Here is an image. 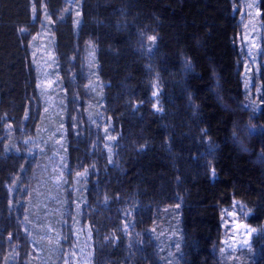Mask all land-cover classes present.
<instances>
[{
	"label": "rangeland",
	"instance_id": "374dc122",
	"mask_svg": "<svg viewBox=\"0 0 264 264\" xmlns=\"http://www.w3.org/2000/svg\"><path fill=\"white\" fill-rule=\"evenodd\" d=\"M260 1L238 0L233 9L238 21L234 39L239 51L236 71L253 102L264 78V15ZM26 10L27 14L12 16L11 21L0 14L2 26L15 24L14 42L20 52L17 58L23 63L24 74L30 77L28 89L22 87L20 110L15 104L2 107L0 101V158L14 171L5 182V193L0 189V196L9 206L8 210L0 208V264L154 263L155 255L148 251V243L154 242L161 255L163 248L158 247L163 243L158 237L166 229L160 225L147 230L143 227L147 215L160 213L161 204L156 202V211L149 210L142 193L118 190L110 181H116L124 165L135 161V156L150 145L144 137L134 139L121 132H140L145 125L143 118L151 113L163 117L173 106L166 81L154 62L142 72L143 87L136 83L135 75L128 74L131 78L127 85L121 86L129 102L121 108L115 102L117 94L106 90V76L99 61L104 46L89 35V23L97 21L89 15V0H26ZM140 41L145 52L152 49V39ZM6 75L0 68V96L5 87L6 97H10L13 83L6 80ZM172 113L167 114L169 119ZM159 122L168 145L163 149L162 161L169 159L170 170L185 171L177 165L181 155L174 153L175 144L185 145L194 157L189 160L186 154L181 166L186 162L189 171L195 166L201 176L203 171L214 175V145L204 129L190 130L184 138L186 143L178 139L179 130L170 121ZM72 147L73 156L68 157L66 152ZM108 169L112 173L102 176ZM164 183L159 182V194ZM166 183L174 191L158 201L163 200L164 209L180 213L177 208L189 201L191 189L178 178ZM256 194L258 197L234 198L223 208L222 238L213 249L219 264H245L251 257L263 255L264 196ZM193 237L186 232L187 241ZM177 242L168 254L174 256V262L180 260V252L183 254L180 238Z\"/></svg>",
	"mask_w": 264,
	"mask_h": 264
},
{
	"label": "trees",
	"instance_id": "16d2710c",
	"mask_svg": "<svg viewBox=\"0 0 264 264\" xmlns=\"http://www.w3.org/2000/svg\"><path fill=\"white\" fill-rule=\"evenodd\" d=\"M237 1L89 0V15L97 20L89 23V35L100 40L104 46L99 61L106 76L107 92L117 94L116 104L121 108L128 105V93L122 89L131 78L128 74L135 75L136 83L138 81L143 87L142 72L153 62L168 85L173 103L166 112H173L170 119L167 114L160 117L151 113L150 117L143 118L144 127L140 122V132L136 129H124L121 132L134 139L144 137L150 141V145L135 159L129 156L128 159L135 161L127 162L122 173L116 176V181H110L116 184L118 190H137L142 193L141 198L150 204L149 210L155 209L156 202L161 204L160 213L147 215L143 228L147 230L150 226L160 225L166 229L158 237L164 246L158 248H163V253L158 255L154 242L150 241L148 244L151 249L148 248V251L152 250L155 255L154 263L147 261L146 264H219L213 249L222 238L220 219L223 208L234 198L258 197L256 193H259V197L264 196V176L261 175L264 173V78L260 83L257 101L253 102L243 89L236 71L239 51L234 39L238 21L233 9ZM260 8L264 15V0L260 1ZM0 14L6 21L12 16L16 18L27 14L26 0H0ZM1 23L0 68L7 72L6 80L11 79L13 88L10 97H6L7 89L2 88L0 101L2 107L15 104L16 109L20 110L22 87L26 88L30 77L24 74L23 63L17 58V52H20L14 42L15 24L5 26L8 25L5 23L2 26ZM120 24L121 28L124 25V29H120ZM83 26L79 27V31ZM69 30L67 25L66 32ZM150 37L154 38L152 49L146 48L148 52H145V45L140 40ZM65 38L68 39L67 36ZM131 47L132 50L136 48L135 53ZM142 52L144 57L141 56ZM151 53L154 55L151 56ZM161 71L168 76L164 77ZM145 107L149 109V104ZM159 121H170L171 126L179 130L178 139L186 143L184 138L190 130L197 132L204 129L214 145V175L203 171L204 175L201 176L195 166L189 171L186 162L181 166L186 154L189 160L194 157V153L187 150L185 145L174 146V153L181 155L177 165L185 171L179 173L170 170L169 159L165 157V161H162L163 149L168 145L163 139ZM249 126L252 129L251 152L242 155L235 145L237 140H247ZM233 133L236 134V140L233 139ZM74 150L79 151L77 148ZM66 155L73 156V147ZM3 160L1 157L0 189L5 193V182L14 171ZM195 160L200 162L197 158ZM111 173L108 169L102 172V176ZM177 178L182 184L188 185L191 192L187 199L189 201L182 208H177L180 213L175 214L176 210H168V207L164 209L163 200L158 201V198L165 196L168 191H174L173 186L166 181L173 182ZM160 181L165 182V187H160L163 192L159 194ZM168 195L173 197V194ZM0 201V208L4 206L8 210L4 196H0ZM186 232L194 235L192 241H187ZM169 234H173V238L166 240ZM179 238L183 254L180 252V260L174 262L173 255L168 257L169 248L174 250ZM245 264H264V253L259 257H251Z\"/></svg>",
	"mask_w": 264,
	"mask_h": 264
},
{
	"label": "clouds",
	"instance_id": "9594fccd",
	"mask_svg": "<svg viewBox=\"0 0 264 264\" xmlns=\"http://www.w3.org/2000/svg\"><path fill=\"white\" fill-rule=\"evenodd\" d=\"M251 127L249 126V129L247 131V140H237L236 147L238 149V152L242 155H248L251 152V143H252V136H251ZM233 139L236 140V134L233 133Z\"/></svg>",
	"mask_w": 264,
	"mask_h": 264
},
{
	"label": "snow or ice",
	"instance_id": "6c2138e0",
	"mask_svg": "<svg viewBox=\"0 0 264 264\" xmlns=\"http://www.w3.org/2000/svg\"><path fill=\"white\" fill-rule=\"evenodd\" d=\"M149 39H154L153 37H150ZM229 215H234L233 213H229ZM236 227H239V225H236Z\"/></svg>",
	"mask_w": 264,
	"mask_h": 264
}]
</instances>
